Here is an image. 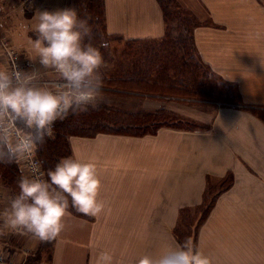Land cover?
<instances>
[{
    "label": "crops",
    "instance_id": "crops-1",
    "mask_svg": "<svg viewBox=\"0 0 264 264\" xmlns=\"http://www.w3.org/2000/svg\"><path fill=\"white\" fill-rule=\"evenodd\" d=\"M175 1L200 22L192 41L198 56L235 84L240 101L135 92L118 107L172 110L197 125H162L143 135L70 136L69 156L97 165L105 209L97 217L69 211L47 258L41 254L31 264H96L102 251L112 255V264L159 256L178 242L180 211L195 210L206 192L216 197L197 230L199 250L213 264H264V0ZM6 4L0 0V7ZM104 12L107 31L123 39L164 33L157 0H104ZM227 177L232 181L224 189ZM28 239L37 249L39 240L26 235L13 233L9 242L19 246Z\"/></svg>",
    "mask_w": 264,
    "mask_h": 264
},
{
    "label": "clouds",
    "instance_id": "clouds-1",
    "mask_svg": "<svg viewBox=\"0 0 264 264\" xmlns=\"http://www.w3.org/2000/svg\"><path fill=\"white\" fill-rule=\"evenodd\" d=\"M34 17L35 38L30 41L38 68L23 70L14 63L11 70L0 69V164L24 166L16 181L19 191L10 196L0 218L15 233L51 242L64 230L70 207L88 217H97L105 209L98 199L101 179L95 162L67 156L45 172L36 156L47 139L55 138L57 121L99 109L103 70L108 67L100 48H108L109 41L101 38L99 47L95 46L91 16H80L72 7L37 11ZM180 34L176 30L173 37ZM49 72L54 78L46 79ZM112 262L107 251L96 258V264ZM137 264L213 261L193 240L185 239L159 256L140 257Z\"/></svg>",
    "mask_w": 264,
    "mask_h": 264
},
{
    "label": "trees",
    "instance_id": "trees-1",
    "mask_svg": "<svg viewBox=\"0 0 264 264\" xmlns=\"http://www.w3.org/2000/svg\"><path fill=\"white\" fill-rule=\"evenodd\" d=\"M75 1L78 15L84 16L87 13L91 16L90 23L95 33L92 43L95 46L99 47L101 38L109 41V44L113 40L124 42L120 56L128 63L123 66V61H119L115 69L103 70L105 72L103 95L131 96L132 93L139 92L183 96L191 99H213L219 96L228 103L240 101L235 84L218 77L198 56L192 41L193 27L200 22L177 1L157 0L162 9L164 33L160 38L152 40H126L109 33L106 29L104 0ZM176 30H180L181 34L174 38L173 32ZM113 48L111 45L108 48H100L107 64L114 59ZM189 50L193 52V55ZM177 61L180 66L174 67ZM172 68L175 72L180 71L181 81L173 76L174 72H170ZM162 112L126 111L119 107L112 108L102 102L98 110H90L80 115H69L65 120L57 121L54 125L55 138L47 139L37 155L43 161V168L46 172L54 168L60 158L70 155L69 138L72 135L94 136L98 132L143 135L154 133L162 125L179 126L178 123H181L179 120L171 123L170 120L157 119ZM21 174L19 164H0V182L10 187L15 194L19 191L16 181ZM231 181L232 177H227L222 188L225 189ZM215 197L216 193L213 192L204 194L202 204L194 210V213L198 211L201 213L195 227L191 228L192 211L185 208L180 211L177 225L174 228L178 242L191 239L195 244L197 230L211 209ZM69 211L82 216L71 207ZM52 242L39 241L35 253L28 256L25 264L39 261L43 250L47 252V258Z\"/></svg>",
    "mask_w": 264,
    "mask_h": 264
},
{
    "label": "rangeland",
    "instance_id": "rangeland-1",
    "mask_svg": "<svg viewBox=\"0 0 264 264\" xmlns=\"http://www.w3.org/2000/svg\"><path fill=\"white\" fill-rule=\"evenodd\" d=\"M66 7H72V8L77 9L76 1L75 0H38L35 7L31 9V8L24 6V4H21L19 0H7L6 6L0 7V28L7 35L12 45L24 48L29 53V55L32 56V58L34 59L35 52L32 48V44L30 41V37L33 39L35 38L32 32V29L35 27V24L37 23L34 17V14L37 11H43V10L53 11L56 9H61V8H66ZM123 44L124 42L120 40L110 41L109 45L115 48V49L113 48V51H112L114 55V59L110 60V62L108 63V67H107L110 70L115 69L116 64H118L119 61H123V66H126L125 64L128 63V61H125L124 59L122 60L121 59L122 57L120 56V51L122 49ZM188 44H189V41H188ZM190 54L193 55V52L190 51ZM179 66H180V63L177 61L174 67H179ZM2 67H3V63H0V69ZM170 72H174L173 76L177 77V79L181 81L180 71L176 70L175 72L172 68ZM46 76H53V75L50 74ZM230 90L233 91V89L231 88ZM119 97H124V98H119ZM129 97L131 96L129 95L109 96L108 94H105L103 95V102L111 106L112 108H114V107H118L119 106L118 104L121 105L122 101L123 102L129 101L128 99ZM197 100H200L201 102H204V103H207L206 101L214 102V103L215 102H220V103L227 102L224 98H221L219 96L213 99L207 98V99H197ZM122 106H127V108H130L129 105H126V104ZM157 119L170 120L171 123H173V121L179 120L181 121V123H178L179 126H183V127H194L197 125L195 124L196 121L193 117L192 118L186 117L172 110L166 111V109H164V111L161 113L160 116H158ZM4 187H5V192H6V197H7V207H8L10 203V196L14 195L15 192H13L10 187H6V186ZM191 214L193 216L192 219H190L191 228H192V227H195V223L198 221L197 218L200 216L201 213L199 211L194 213V210H193ZM29 238H34V237L29 236ZM46 253L47 252L45 250L41 252V254L44 257H46L47 255Z\"/></svg>",
    "mask_w": 264,
    "mask_h": 264
},
{
    "label": "built area",
    "instance_id": "built-area-1",
    "mask_svg": "<svg viewBox=\"0 0 264 264\" xmlns=\"http://www.w3.org/2000/svg\"><path fill=\"white\" fill-rule=\"evenodd\" d=\"M24 6L33 9L38 0H19ZM30 59L32 62H30ZM0 63H3L1 69L11 70L14 67V63L23 70H30L33 67L38 68V64L29 55V53L21 47L12 45L11 41L0 28ZM53 76H46V79H52ZM38 161H41L38 155L36 156ZM20 171L24 172V166L19 164ZM42 169L43 165H42ZM46 178V177H45ZM5 187L0 182V212L4 210L5 204ZM15 233L9 229L0 218V259L3 264H25L26 259L30 254L35 253V248L29 243L28 239L25 243L19 246H13L9 241L12 238V234Z\"/></svg>",
    "mask_w": 264,
    "mask_h": 264
}]
</instances>
